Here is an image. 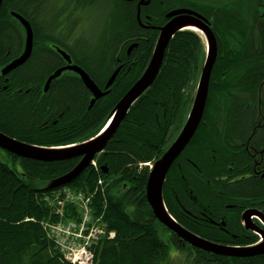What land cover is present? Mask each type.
Masks as SVG:
<instances>
[{"label":"trees","instance_id":"obj_1","mask_svg":"<svg viewBox=\"0 0 264 264\" xmlns=\"http://www.w3.org/2000/svg\"><path fill=\"white\" fill-rule=\"evenodd\" d=\"M50 1L3 0L0 131L45 147L91 139L148 66L160 28L167 23L166 13L178 8L198 11L209 19L217 36L218 59L203 120L167 175L165 204L181 225L211 242L245 247L257 243L259 236L240 225V218L248 208L264 212V176L231 182L245 170L229 168L248 158L245 151L236 153L241 148L233 147V139L255 137L253 122L263 119L264 0H140L138 7L133 0H107L111 10L100 49L74 45L66 18L73 5L85 7L97 0H63L62 6L58 0L49 8ZM13 13L31 23L34 48L23 65L3 76L2 68L25 48V29ZM54 44L82 65L103 91L118 66L116 58L129 63L110 93L90 106L89 91L72 71L54 80L47 93L42 92L49 75L64 62V56L52 48ZM206 53L198 32H177L154 83L131 108L104 152L96 155L97 165L90 164L71 184L51 187L73 171L81 157L43 162L0 148V264H73L46 228L58 218L55 206L50 208L43 200L45 194L69 187L95 193V214L101 216L108 233L114 232V237H104L94 245V264H169L173 252L183 254L187 264H264V255L220 256L191 246L155 216L147 199L151 170L146 163L159 160L184 126ZM247 104L255 106L252 119L250 111L236 108ZM258 137L264 138V129ZM193 214L202 223L191 224ZM210 221H224L226 229L238 230V235L231 240L230 232L223 233ZM192 250L196 255L188 256Z\"/></svg>","mask_w":264,"mask_h":264},{"label":"water","instance_id":"obj_2","mask_svg":"<svg viewBox=\"0 0 264 264\" xmlns=\"http://www.w3.org/2000/svg\"><path fill=\"white\" fill-rule=\"evenodd\" d=\"M2 3L3 0H0V12ZM13 15L19 20V22L25 29V50L19 58L13 60L3 69L4 75L9 74L12 70L23 65L31 56L34 48V32L31 23L22 15L16 13H13ZM166 17L170 20L165 26L161 28L160 37L156 42L148 66L146 67L141 77L119 100L112 114L113 116H110L111 121L109 122V127L99 138L80 143L71 148H44L24 143L0 131V148L22 158H28L43 162L64 161L81 157V160L78 163L77 167L65 176L56 180L53 184H51V187L71 184L83 173L84 169L90 165L96 155L105 149L107 143L115 135L116 131L128 115L132 106L152 86L161 70L171 39L177 32L186 30L187 26L194 24L198 27V30L201 32V34L204 35L206 39L207 54L204 61V66L199 77L194 102L188 118L182 128L181 135L178 139H176L173 146L166 152V154L157 162L148 178L147 199L155 213V216L165 226L176 232L183 240L197 248L214 254L230 257L264 255V239L257 244L246 247H228L215 244L193 234L192 232L182 227L180 224L176 223L174 218L166 208L164 200V184L166 176L175 160L191 142L193 136L195 135L203 120L208 102L211 77L218 59L217 38L211 28V22L207 17H205L198 11L188 8H178L172 10L171 13H169ZM58 51L65 57L67 62L71 63V57L65 51L59 48ZM67 69L72 70L80 75L84 84L91 91L93 99L91 100L90 106H92L96 100L109 93L108 91L103 92L91 79L89 74L77 65H69L57 70L45 84V90H47L50 86L52 79L58 77ZM118 73L119 70H116L113 73L107 83V88L114 83ZM253 215H258L264 222V214L262 212L256 210H248L243 216L244 225L248 229L254 230L255 232L263 234L264 236V229L257 227L252 222L251 218Z\"/></svg>","mask_w":264,"mask_h":264},{"label":"rangeland","instance_id":"obj_3","mask_svg":"<svg viewBox=\"0 0 264 264\" xmlns=\"http://www.w3.org/2000/svg\"><path fill=\"white\" fill-rule=\"evenodd\" d=\"M57 1L58 0H51L48 3L49 8L53 6L55 7ZM62 2L63 0H61L57 5L61 4L62 6L63 4ZM110 10H111V5L110 2H107V0H97L95 4L87 5L85 7H76V5L70 7L66 12V18L68 19L67 30L71 31V39L73 44L85 45L86 47H94V48L96 47L97 49H100L103 44L102 43L103 33L106 30V27L108 26L109 23ZM52 14L55 15L56 11H52ZM199 34L203 38L207 50L206 39L203 34L201 33ZM196 91L197 88L193 93L194 96ZM176 131L173 132L171 137H173V135H176L175 134ZM0 154H1V150H0ZM91 163L93 165H97V161L95 159ZM153 167H154L153 165L150 166L151 169H153ZM94 194L95 193L88 192L86 189L82 190V189H75L69 187V188H65L62 191L53 192L51 194H45L43 200L45 199L47 201V202L44 201V203L45 202L46 204L48 203L49 207H51V205L58 207L53 209V212L55 213L60 212L59 207H62L61 211L63 212L64 208L68 204H71L75 208V210L79 209V211L83 213L82 210L80 209L85 207V205H87L88 203H91L92 205L95 204L94 202L96 201V199ZM69 219H74V218H69ZM69 219L63 218V221H67ZM184 259L185 258L183 254L179 252L177 253L173 252L169 264H187L185 263ZM188 264H192V263H188Z\"/></svg>","mask_w":264,"mask_h":264},{"label":"flooded vegetation","instance_id":"obj_4","mask_svg":"<svg viewBox=\"0 0 264 264\" xmlns=\"http://www.w3.org/2000/svg\"><path fill=\"white\" fill-rule=\"evenodd\" d=\"M140 0H133V2L135 3V5L137 6L138 5V2H139ZM151 1V0H150ZM263 5H264V2L262 3ZM138 7V6H137ZM264 11V10H263ZM261 16H264V12L261 14ZM165 17H166V15H165ZM166 19H167V21L166 22H168L170 19H168L167 17H166ZM165 22V23H166ZM65 26H67V25H65ZM144 27H148V25L147 24H145V25H143ZM66 28V27H65ZM65 28L63 29L64 31H65ZM212 28V27H211ZM214 32V31H213ZM215 33V32H214ZM216 35V34H215ZM216 38H217V36H216ZM217 43H218V40H217ZM54 47H52V48H54L55 50H57L58 51V48L59 49H63L64 50V48L63 47H61L59 44H54L53 45ZM131 50L132 49H128V52L130 53L131 52ZM65 51V50H64ZM33 52V51H32ZM69 54V53H68ZM32 55V54H31ZM70 55V54H69ZM71 56V55H70ZM116 60L118 61L117 63H118V66L116 65L115 67H114V72L116 71V70H119V73L124 69V66H126L129 62L128 61H126V60H121V59H119V58H116ZM63 63L60 65L61 67H66V66H69V65H77V66H79V67H81V69H83V70H85L86 71V69L82 66V65H80L79 63H77L75 60H74V58L71 56V63H69V62H67V60L63 57ZM131 64H133L132 62H131ZM6 67V66H5ZM60 67V68H61ZM60 68H58V69H60ZM57 69V70H58ZM68 71H72V70H69V69H67V70H65L62 74H64V73H67ZM72 72H74V71H72ZM113 72V73H114ZM74 73H76V72H74ZM113 73H112V75H113ZM118 73V74H119ZM54 74V72L51 74V75H49V77H48V79L46 80V82H45V84L47 83V81L50 79V77L52 76ZM61 74V75H62ZM77 74V73H76ZM118 74H117V76H118ZM8 75V74H7ZM60 75V76H61ZM78 75V74H77ZM111 75V76H112ZM6 76V75H5ZM60 76H58V77H56V78H54V79H52V81H51V83L54 81V80H56V79H58ZM79 77H80V75H78ZM117 76H116V78H115V81H116V79H117ZM81 78V77H80ZM111 78V77H110ZM109 78V79H110ZM82 79V78H81ZM109 79H108V81H109ZM83 81V80H82ZM107 81V82H108ZM115 81H114V83H115ZM106 82V83H107ZM51 83H50V85H51ZM84 83V82H83ZM113 83V84H114ZM112 84V85H113ZM106 85V84H105ZM105 85H104V87H102L103 89L105 88ZM111 85V86H112ZM49 89H50V86L48 87V89L47 90H45V85H44V87H43V89H42V92H45V93H47L48 91H49ZM88 90V89H87ZM89 91V90H88ZM89 93H90V99H93V95H92V93L89 91ZM109 93H110V91H109ZM108 93V94H109ZM107 95V94H106ZM105 95V96H106ZM104 97V96H103ZM103 97H101V98H103ZM97 101V100H96ZM96 101H95V103H96ZM90 104H91V102H90ZM93 106V105H92ZM236 108L238 109V108H243V110L244 111H250V114H251V119H252V117H253V109L255 108V106H253L252 104H247V105H243V106H236ZM263 112H264V110H263ZM253 122V121H252ZM255 124H256V127H255V129H256V136L255 137H253V138H248V137H246V138H238V137H235L234 139H233V143H234V145H233V147H238V148H241V151H236V153H240V152H242V151H245V153L248 155V158L246 159V161H244V160H241L240 161V164L238 163V164H236V167H234V168H229L230 170H236V169H241V170H245V171H242V172H238V173H236L234 176V179L233 180H231V182H237L238 180H243V179H247L248 177H255V176H257V175H261V176H264V138H260V137H258V135H259V132H261V130L262 129H264V113H263V119L261 120V121H257L256 123H254L253 122V125H252V128H254V126H255ZM260 129V131H258ZM250 133H252V130L248 133V134H250ZM184 204V203H183ZM248 210H256V211H259V212H262L263 214H264V212L262 211V210H260V209H257V208H248V209H245V210H243V212H242V216H241V218H240V225L242 224L244 227H246L245 225H244V220H243V216H244V214L248 211ZM188 213V212H187ZM187 213L185 214V218L187 217L188 218V215H187ZM189 213H190V211H189ZM194 216H195V218H191V217H189V219H190V223L191 224H194V223H202V219H200L198 216H196L195 214H193ZM173 217V216H172ZM222 217V216H221ZM174 218V217H173ZM175 219V218H174ZM176 220V219H175ZM205 220V219H204ZM251 220H252V222L257 226V227H259V228H261V229H264V222H263V220L261 219V217H259L258 215H253L252 216V218H251ZM177 221V220H176ZM207 221H209V220H206V222ZM178 222V221H177ZM210 222H212V225H214V226H216V227H219L221 230H222V232L223 233H225V234H227V232H230V234H227L228 236H229V238H231V240H234V234L235 235H238V230L237 231H232V230H228V229H226L227 228V223H225L224 221H222L220 224L219 223H216L215 221H210ZM179 223V222H178ZM180 224V223H179ZM183 226V225H182ZM184 227V226H183ZM186 228V227H185ZM187 229V228H186ZM188 230V229H187ZM242 230V228L240 229V231ZM190 231V230H189ZM253 232H255L254 230H252ZM192 232V231H191ZM192 233H194V232H192ZM256 233V235H258L259 236V238H260V233H257V232H255ZM195 234V233H194ZM260 234V235H259ZM197 235V234H196ZM199 236V235H198ZM262 236V235H261ZM201 237V236H200ZM205 239V238H204ZM256 244V243H255ZM191 245V244H190ZM191 246H193V245H191ZM193 247H195V246H193ZM195 248H197V247H195ZM197 249H199V250H202V249H200V248H197ZM188 256H194V255H196V251L195 250H192L191 252H189L188 254H187ZM191 259H193L192 257H191Z\"/></svg>","mask_w":264,"mask_h":264},{"label":"built area","instance_id":"obj_5","mask_svg":"<svg viewBox=\"0 0 264 264\" xmlns=\"http://www.w3.org/2000/svg\"><path fill=\"white\" fill-rule=\"evenodd\" d=\"M56 214L62 215L61 212ZM47 227L55 244L57 242L58 249L73 264H94V245L104 237H114V232H107L105 223L101 217L94 214V211L78 213L74 219L47 224ZM75 235L82 236L84 240L80 243L72 242Z\"/></svg>","mask_w":264,"mask_h":264},{"label":"bare ground","instance_id":"obj_6","mask_svg":"<svg viewBox=\"0 0 264 264\" xmlns=\"http://www.w3.org/2000/svg\"><path fill=\"white\" fill-rule=\"evenodd\" d=\"M3 4V3H2ZM2 8V7H1ZM172 11V10H171ZM171 11L169 12V13H171ZM169 13H167L166 14V16L169 14ZM169 18H173V17H169ZM167 24V23H166ZM165 24V25H166ZM164 25V26H165ZM163 27V26H162ZM161 27V28H162ZM161 28H160V33H161ZM187 29H189V30H193V31H195V32H198V33H201L199 30H198V27L196 26V25H189V26H187ZM186 29V30H187ZM160 33H159V36H158V38L160 37ZM24 50H25V48H24ZM19 58V57H18ZM30 58V57H29ZM17 59V58H16ZM204 66V65H203ZM5 68V67H4ZM4 68H2V70H1V73H2V75L3 76H5L4 74H3V69ZM202 69H203V67H202ZM15 70V69H14ZM59 70V69H58ZM13 71V70H12ZM57 71V70H56ZM55 71V72H56ZM54 72V73H55ZM62 74V73H61ZM60 74V75H61ZM7 75V74H6ZM59 75V76H60ZM90 76V75H89ZM91 77V76H90ZM91 79L93 80V78L91 77ZM94 81V80H93ZM95 82V81H94ZM108 83V82H107ZM96 84V83H95ZM85 85V84H84ZM97 85V84H96ZM98 86V85H97ZM106 86H107V84H106ZM105 86V87H106ZM85 87L87 88V86L85 85ZM99 87V86H98ZM111 87V86H110ZM110 87H106V90L105 91H103L100 87V89L103 91V92H106V91H110ZM88 89V88H87ZM89 90V89H88ZM90 91V90H89ZM91 92V91H90ZM125 95V94H124ZM195 97V96H194ZM92 100V99H91ZM138 101V100H137ZM91 102V101H90ZM194 102V101H193ZM135 105V104H134ZM133 105V106H134ZM192 105H193V103H192ZM132 106V107H133ZM192 108V107H191ZM131 110V109H130ZM113 112H114V110H113ZM113 112H112V114H113ZM130 112V111H129ZM111 114V115H112ZM113 116V115H112ZM127 117V116H126ZM111 121V118H110V116H109V120H108V122L106 123V125L103 127V129L97 134V135H95L94 137H92L91 139H89V140H87V141H84V142H88V141H90V140H93V139H97V138H99L102 134H104V132L106 131V129L109 127V122ZM183 128V127H182ZM198 130V129H197ZM197 132V131H196ZM181 133H182V129L180 130V132H179V134L177 135V137L175 138V140L172 142V144L169 146V148L165 151V153L163 154V156L166 154V152L173 146V144H174V142L176 141V139H178L179 138V136L181 135ZM196 134V133H195ZM9 136V135H8ZM11 137V136H10ZM114 137V136H113ZM112 137V138H113ZM194 137V136H193ZM13 138V137H12ZM111 138V139H112ZM16 139V138H15ZM110 139V140H111ZM193 139V138H192ZM18 140V139H17ZM109 140V141H110ZM20 141V140H19ZM192 141V140H191ZM23 142V141H22ZM25 143V142H24ZM81 143H83V142H81ZM28 144V143H27ZM78 144H80V143H78ZM78 144H72V145H67V146H59V147H45V146H40V147H44V148H63V147H66V148H71V147H73V146H76V145H78ZM108 144V143H107ZM190 144V143H189ZM31 145H33V144H31ZM35 146H39V145H35ZM107 146V145H106ZM106 148V147H105ZM187 148V147H186ZM185 148V149H186ZM105 150V149H104ZM104 150L102 151V152H104ZM4 151V150H3ZM5 152H6V150H5ZM8 152V151H7ZM102 152H100V153H98V154H101ZM10 153V152H9ZM97 154V155H98ZM181 155V154H180ZM162 156V157H163ZM161 157V158H162ZM180 157V156H179ZM178 157V158H179ZM22 158V157H21ZM160 158V159H161ZM177 158V159H178ZM28 159V158H27ZM95 159V158H94ZM93 159V160H94ZM159 159V160H160ZM176 159V160H177ZM33 160V159H32ZM92 160V161H93ZM159 160H157L156 162H150V163H146L147 164V166H149V168H150V166H156V164H157V162L159 161ZM175 160V161H176ZM38 161V160H37ZM90 164H92V163H90ZM93 165V164H92ZM94 166H96V165H94ZM88 167V166H87ZM86 167V168H87ZM154 167H153V169H154ZM86 168L84 169V171L86 170ZM153 169H151L150 168V174H151V172H152V170ZM171 169V168H170ZM83 171V172H84ZM170 171V170H169ZM169 173V172H168ZM150 174H149V176H150ZM168 175V174H167ZM149 178V177H148ZM166 178H167V176H166ZM76 180V179H75ZM74 180V181H75ZM73 181V182H74ZM166 181V180H165ZM100 183L102 184L103 183V180H100ZM147 183H148V181H147ZM72 188V187H71ZM105 188H106V184H105ZM76 189V188H75ZM64 190V189H63ZM87 190V189H86ZM60 191H62V190H60ZM88 191V190H87ZM54 192H58V191H54ZM88 192H90V191H88ZM51 193H53V192H51ZM50 193V194H51ZM90 193H92V192H90ZM146 195H147V188H146ZM96 197V196H95ZM47 198V197H46ZM44 201H46L45 199H44ZM47 202V201H46ZM45 202V203H46ZM96 204V203H95ZM47 205H48V203H47ZM51 206H54V205H51ZM96 206V205H95ZM94 205H92L91 203H88L87 205H85V207H83L82 209H80V210H82V212L83 213H86V212H92V211H94L95 209H96V207H95ZM70 207V208H69ZM51 208V207H50ZM167 208V207H166ZM54 209V208H53ZM61 209H62V207H59V210H60V212L62 213V215H57L55 212H54V214H55V217H57L58 219H56V221H58V222H63V218H76L77 217V215H78V213H81L80 211H79V209H77V210H75V208L71 205V204H68V205H66V207L64 208V210H63V212L61 211ZM168 210V209H167ZM75 214V215H74ZM94 214H95V211H94ZM155 214V213H154ZM72 215H74V217H71ZM96 215V214H95ZM98 215H100V214H98ZM67 216H69V217H67ZM97 216V215H96ZM63 217V218H62ZM99 217V216H98ZM101 217V216H100ZM64 220H66V219H64ZM175 220V219H174ZM175 222L176 223H178L176 220H175ZM179 224V223H178ZM181 225V224H180ZM182 226V225H181ZM167 227V226H166ZM183 227V226H182ZM185 228V227H184ZM186 229V228H185ZM187 230V229H186ZM173 231V230H172ZM189 231V230H188ZM191 232V231H190ZM176 233V232H175ZM194 234V233H193ZM178 235V234H177ZM196 235V234H195ZM260 235V234H259ZM262 235V236H261ZM260 235V238H259V240H258V242H261V241H263V239H264V236H263V234H261ZM179 236V235H178ZM198 236V235H197ZM73 237H75V238H77V239H79V241H74L73 239H72V242H74V243H77V242H82L83 240H84V238L82 237V236H80V235H75V236H73ZM180 237V236H179ZM200 237V236H199ZM181 238V237H180ZM202 238V237H201ZM204 239V238H203ZM102 240V239H101ZM205 240H207V239H205ZM207 241H209V240H207ZM209 242H211V241H209ZM257 242V243H258ZM213 243H215V242H213ZM256 243V244H257ZM73 244V243H72ZM215 244H218V243H215ZM219 245H222V244H219ZM223 246H226V245H223ZM228 247H245V246H228ZM218 255V254H217ZM220 256H223V255H220ZM255 256V255H254ZM245 257H250V256H245Z\"/></svg>","mask_w":264,"mask_h":264}]
</instances>
